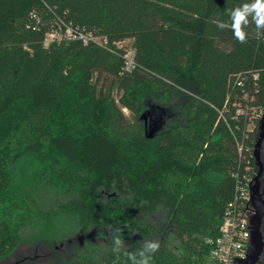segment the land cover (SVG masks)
<instances>
[{"label": "trees", "instance_id": "16d2710c", "mask_svg": "<svg viewBox=\"0 0 264 264\" xmlns=\"http://www.w3.org/2000/svg\"><path fill=\"white\" fill-rule=\"evenodd\" d=\"M244 2L0 0V263L28 229L39 239L65 217L109 233L106 255L92 247L84 264H129L125 253L144 240L160 243L152 264H208L206 239L236 199V175L254 166L261 126L240 158L231 132H246L244 117L232 119L240 77L259 76L254 105L264 108V34L250 24L241 44L213 23ZM51 25L77 37L46 45ZM149 104L175 107L151 139Z\"/></svg>", "mask_w": 264, "mask_h": 264}, {"label": "built area", "instance_id": "2783aa9c", "mask_svg": "<svg viewBox=\"0 0 264 264\" xmlns=\"http://www.w3.org/2000/svg\"><path fill=\"white\" fill-rule=\"evenodd\" d=\"M31 19L35 25L39 23V18L36 14H32ZM76 37L69 27L64 29L61 26L51 25L46 34L45 44L48 45L51 42H58L62 39H75ZM78 38L84 44H88L91 41L102 43L100 38L84 34H79ZM133 67V53L128 51L125 55L124 70L129 71ZM234 87H238L241 90V95H237L232 119L238 120L244 117L246 121V132L244 131L241 138H237L235 134V131L239 128H231V132L237 142L239 156L242 158L244 151L248 150V147H246V141L249 138L248 132H252L254 129H250L248 123L253 121V126H255V123L263 118L264 108L254 105L256 94L259 92V76L257 74L240 77ZM252 110H257L255 118L251 117L250 111ZM227 112H230V109H227ZM253 152L254 149L251 158L254 161V166H256ZM254 166H246V171L241 176L243 185L240 184L239 179L241 177L239 173L236 175V199L228 205L226 217L219 227L218 235L206 239L207 244L210 246L209 258L211 264H239V262L246 260L250 252L251 228L249 227L251 226L250 219L254 212L247 209V205L250 202V185L256 175L252 173Z\"/></svg>", "mask_w": 264, "mask_h": 264}, {"label": "rangeland", "instance_id": "374dc122", "mask_svg": "<svg viewBox=\"0 0 264 264\" xmlns=\"http://www.w3.org/2000/svg\"><path fill=\"white\" fill-rule=\"evenodd\" d=\"M124 113L128 118L131 115L127 110H124ZM250 114L252 118H255L257 110L250 111ZM253 125L254 122L249 121L248 127L250 129L254 128ZM261 158L264 164V143ZM257 171L258 168L254 166L252 173L256 174ZM262 189L264 191V177ZM50 197V194L45 192L41 202L50 203ZM47 224L48 232H42L39 239L36 238L38 229H28L24 233L25 242L18 247L13 257L9 261L0 264H84V258L88 256L92 247L101 256H105L108 251L106 244L109 233L105 228L96 227L89 231H82L76 227L74 221L65 217ZM262 230L264 235V223ZM100 231L104 233L103 240L97 239V233ZM261 262L264 264V257ZM210 263L211 260L208 258V264Z\"/></svg>", "mask_w": 264, "mask_h": 264}, {"label": "water", "instance_id": "95a60500", "mask_svg": "<svg viewBox=\"0 0 264 264\" xmlns=\"http://www.w3.org/2000/svg\"><path fill=\"white\" fill-rule=\"evenodd\" d=\"M175 114L173 105L163 107L156 104H149V110L141 115V120L144 122L145 135L148 138H153L166 125L167 121L172 119ZM264 143V116L261 119V126L257 140L254 146V159L258 171L253 182L250 185V202L247 209L254 212L250 219L251 241L250 252L246 260L239 264H258L264 253V235L262 231L264 223V191L262 189V181L264 177V164L261 158L262 145Z\"/></svg>", "mask_w": 264, "mask_h": 264}, {"label": "clouds", "instance_id": "9594fccd", "mask_svg": "<svg viewBox=\"0 0 264 264\" xmlns=\"http://www.w3.org/2000/svg\"><path fill=\"white\" fill-rule=\"evenodd\" d=\"M227 14L229 17L228 21L217 19L214 20L213 23H215L220 30L230 29L233 38L239 43H247L248 32L246 29L250 24L255 26L257 36L264 34V0H248V2H244L228 10ZM124 227H128V225L125 224ZM122 230L121 227H118L116 232L122 233ZM97 239L103 240L104 233L101 231L98 232ZM113 244L112 251L119 256L125 242L121 239L120 235H116L113 238ZM159 248V241L144 240L139 251L126 252L125 256L129 264H152L153 256L158 252Z\"/></svg>", "mask_w": 264, "mask_h": 264}, {"label": "flooded vegetation", "instance_id": "af4514ba", "mask_svg": "<svg viewBox=\"0 0 264 264\" xmlns=\"http://www.w3.org/2000/svg\"><path fill=\"white\" fill-rule=\"evenodd\" d=\"M262 185H263V181H262ZM263 257H264V253H263V255H262V257H261V260H260V262L258 263V264H262V259H263Z\"/></svg>", "mask_w": 264, "mask_h": 264}]
</instances>
